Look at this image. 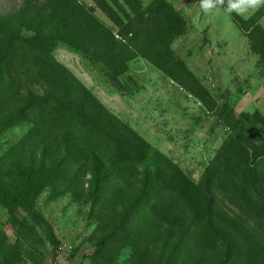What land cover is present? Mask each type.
I'll return each mask as SVG.
<instances>
[{"label": "trees", "instance_id": "16d2710c", "mask_svg": "<svg viewBox=\"0 0 264 264\" xmlns=\"http://www.w3.org/2000/svg\"><path fill=\"white\" fill-rule=\"evenodd\" d=\"M112 1L121 15L106 2L100 8L114 28L75 2H54L58 31L35 9L0 16V135L28 125L0 155V206L14 220L15 210L24 208L55 251L59 240L35 209L37 197L48 189L49 200L70 194L89 203V216L96 221L89 264H117L124 255L126 264H252L251 255L241 257L220 234L217 182L239 179L251 192L247 209L264 212V117L236 115L174 53L171 43L185 32L186 20L169 2L149 0L143 7L139 0H125L130 15ZM230 15L248 33L257 64L264 68L261 13L247 20ZM59 40L115 76L141 56L216 116L227 136L196 185L159 153L156 166L141 164L148 150L118 140L134 132L57 67L51 53ZM6 242L0 229V264H17L1 256Z\"/></svg>", "mask_w": 264, "mask_h": 264}, {"label": "rangeland", "instance_id": "374dc122", "mask_svg": "<svg viewBox=\"0 0 264 264\" xmlns=\"http://www.w3.org/2000/svg\"><path fill=\"white\" fill-rule=\"evenodd\" d=\"M139 1L143 7L149 2ZM166 1L186 20L185 32L171 43L174 53L219 102L228 101L236 115L258 112L264 117V68L257 64L259 55L250 48L248 33L224 8L206 14L197 0ZM54 2H75L111 28L113 24L100 4L106 2L121 15L112 0H0V16L35 9L37 17L41 14L40 19L58 31ZM118 2L131 15L126 1ZM258 13V23L264 28V7L239 16L247 20ZM51 57L61 71L76 78L134 132L130 138L118 136V140L129 148L148 150L139 160L141 164L156 166L159 153L178 166L183 179L193 185L199 182L228 130L198 99L141 56L132 59L128 70L119 76L62 40L57 41ZM27 127L18 124L0 135V155ZM217 184L220 234L236 246L241 257L251 255L252 264H264V212L247 209L251 192L239 179L228 177ZM49 193L44 190L34 207L52 226L59 240L57 249L54 251L44 229L28 219L24 208L15 210L14 220L0 206V229L7 238L1 256L17 264H89L94 251L90 235L96 227L89 216L90 204L70 194L49 200ZM124 258L116 263L126 264Z\"/></svg>", "mask_w": 264, "mask_h": 264}, {"label": "clouds", "instance_id": "9594fccd", "mask_svg": "<svg viewBox=\"0 0 264 264\" xmlns=\"http://www.w3.org/2000/svg\"><path fill=\"white\" fill-rule=\"evenodd\" d=\"M204 13H211L214 9L224 8L228 14L245 15L249 11L264 7V0H197Z\"/></svg>", "mask_w": 264, "mask_h": 264}]
</instances>
